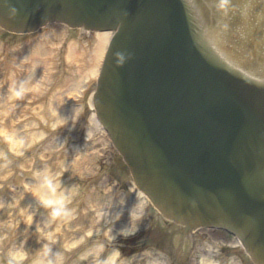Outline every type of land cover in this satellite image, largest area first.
I'll use <instances>...</instances> for the list:
<instances>
[{
  "label": "water",
  "instance_id": "obj_1",
  "mask_svg": "<svg viewBox=\"0 0 264 264\" xmlns=\"http://www.w3.org/2000/svg\"><path fill=\"white\" fill-rule=\"evenodd\" d=\"M24 9L37 11L40 14L37 20L40 22L54 16H66L77 23L83 21L87 25H107L116 30L100 85L103 87L107 81L113 82V76L120 80L121 87L118 85L111 96H104L105 114L113 119L115 105L125 96L126 91H135L136 85L144 87L147 95L153 98L152 102H148L153 113L157 112L161 117L159 119L164 118L167 113H159L157 109H161L165 102L169 113L167 120L175 131L182 134H178L177 140H182L184 136L187 139L183 141L185 145L181 149L185 150L189 143L190 152L186 159L203 165L200 170L192 171L186 166L179 169L177 163L168 160L150 162L139 157L138 166L132 168L138 185L149 192L157 203L159 194L168 201L169 190L179 191V195L183 196L194 185L219 192L225 198L224 202H217L211 191L195 201V210L184 206L190 210L184 216L188 221L187 229L198 221L199 214L215 215L243 239L248 251H252L259 259L262 255L264 260V86L226 72L207 57L192 33L187 5L178 4L175 0H0L1 12H24ZM7 19L8 16L0 14V22H6ZM158 22L167 23L171 31L168 42L164 43L163 52H158L162 46L160 37L163 33L153 34L150 31V23ZM173 45H177L178 50L183 51L196 66L201 65L198 59H203L218 72V86H214L206 95L193 90L191 94L195 97L194 101L188 103L187 99L184 100L188 103L187 107L174 99L166 101L165 92H172V83L166 85L163 72L158 76L160 64L174 68L178 61L179 53ZM168 51L170 55L166 54ZM155 57L159 59L157 65L150 67L147 64L148 68L140 75L138 61L142 60L143 67ZM163 58L167 62L164 63ZM204 69L207 70V67ZM135 75L140 81L129 80ZM176 75L171 73L170 79L176 78ZM178 75L181 76L180 73ZM157 76L161 81L156 80ZM180 79L183 86H188L187 76ZM172 95L170 93L168 98H172ZM138 98L136 96L133 101L129 95L122 102L123 108H133ZM97 102L101 103L100 95ZM171 103L180 105L183 114L176 112L172 105H167ZM198 104H201V113L195 108ZM202 106L205 110H202ZM177 114L179 116L176 119L174 116ZM174 119L183 123L181 129L175 127L174 124L178 122L174 123ZM155 133L148 131L146 137L150 138ZM166 134L163 130L159 132L161 138ZM169 136L177 143L172 134L168 133ZM208 170L218 174L219 181L225 185L224 189H220L218 183H206L204 173ZM172 171H175L174 177ZM176 202H179L176 208L180 213L183 202L180 203L178 199Z\"/></svg>",
  "mask_w": 264,
  "mask_h": 264
},
{
  "label": "bare ground",
  "instance_id": "obj_2",
  "mask_svg": "<svg viewBox=\"0 0 264 264\" xmlns=\"http://www.w3.org/2000/svg\"><path fill=\"white\" fill-rule=\"evenodd\" d=\"M247 2L248 4L257 3L256 0H247ZM235 4V0L225 3V14L234 11L237 8ZM260 4L264 8V0H260ZM242 12L246 16L249 15V10L247 8H243ZM225 19L226 18L222 19L220 25L223 23L231 24L230 21H224ZM25 33H27L26 36H37L38 34L45 35L44 29L40 28H34L31 31H27ZM232 34L234 37L239 35V30L236 26L234 27ZM89 36V38L85 39V42H87V48H82V46H79L74 42L69 44L68 51L66 52V55H64L65 60L67 63L74 64L73 67L74 69L77 68L79 77L71 79L70 86L65 92L61 93V96L58 94V96L55 97V95L52 96L49 95V93L46 94L48 90L47 86H49L51 81L54 82L52 85L57 87V84L63 78V74L60 75L62 62H52L46 58L50 50L42 49V51L39 52L42 53V57H38V53L36 51H32L30 55L33 56L29 57L27 60L28 63L25 64L28 65L26 70L19 69V67H12V72L5 73V76L8 77V81L11 83V87L9 88L10 93H2L0 98V107L4 106L7 96H10L9 99L14 100H16L17 97H29V100H33L31 103L32 105L34 102H36L34 100L36 94H32V89H41V91H45L46 97L39 98V101L32 109L36 116L35 120L32 121V123L26 124V126L31 128L28 138L30 142H37V140L41 139L43 133L42 131L46 130L47 127L59 125L62 121H72L71 117L75 111V108H61L59 98L71 93L72 91L79 90L84 86L85 80H87L92 75L94 76L97 74L106 44L111 36V33L95 32L91 33ZM55 47L56 48L51 50L52 54L55 52L57 54L60 51L57 46ZM6 110L7 109H4V111ZM39 117L41 118V121H39ZM90 120L91 125L94 123L96 126H98L95 118L90 117ZM5 127V124L0 125V132H2V134L0 133V183L4 182L3 184H5V182L8 180L15 181L16 179L20 178L21 174H28V172L33 173L31 176L34 177L31 178V176H29L24 182L25 188L27 187L29 190L27 196H23L20 190L14 189L9 193V200H3L8 205H6L8 211H10L16 217L19 213L18 211L21 212V225L24 228H28V230L31 232L34 228H38L41 231L47 230L49 223H51L53 219L58 218L57 216L60 215L62 211L64 212V216H62L63 219L61 218L62 220L72 217L79 212H88L89 215H92L90 218V226L83 229V231H81L82 233L79 232L78 234L77 232L75 237L70 241L65 238L63 240L64 247H62L63 244L60 245V249H58L56 252L58 254L48 259L42 256L40 258H36V260H29L28 264H58V262H62L63 259H72V247H75L81 243L82 240L87 239L89 235V238L93 237L91 233L99 234L101 231L102 234L105 233V237H101L100 239L96 240H85V245H82L84 249L89 245L90 247H87L85 250L83 249V254L80 252V257H87L88 253H92L94 254L93 257L97 261H100L102 256L107 255L103 249L105 247V243L108 240H111L115 234L130 232L132 229H134L135 226H133V223L125 224L124 221L120 223L118 222L124 218L120 215L121 209L118 205L123 201L122 196H118V200L114 201H111L107 195L102 196V198H99L95 202L92 200V198H90V193L94 190V188L98 189V173L96 172L95 168H92L90 165V151L94 149L91 140L94 139L93 136L95 132L99 133L95 127L88 126V129L86 130V136H84V138L80 141V145L77 148H70L69 154L66 153V147H64L63 139L60 136L55 139L53 138L51 142L43 146L40 151L38 149L30 150L32 148L31 144L30 148L25 147L28 142L25 140V136H23V129L25 126L17 127L16 129L11 127L12 129L9 128L8 131L4 132ZM34 130H36V133L32 132ZM54 131H59V133L62 134L65 130L54 129ZM2 137H4L6 140H9V145L3 141ZM49 140L50 138L48 141ZM99 140L100 138L98 137L97 141ZM24 150H27V152ZM6 152L9 153L11 157L9 155L6 156ZM104 153L105 150L101 149L99 155H103ZM118 157L119 155H117L116 152L112 154L111 157L110 155L107 156V158L110 160L109 166L112 168V170L116 171L117 173H121V166L116 168L113 166V164L116 166L117 162L119 161ZM34 160L42 161V166L34 165ZM13 161L18 162L16 168H14L15 163ZM89 168H92V170L89 171ZM13 169L15 171H19V175L12 174L11 172ZM68 171H70L71 174H68ZM86 172H92L91 178L78 180V177L84 176ZM20 179H22V177ZM85 184H88V186L85 187ZM134 194L137 196L136 193ZM34 198H37L40 202H43V207L53 212L50 222L38 219L36 220L35 218H30V215L26 214L24 205L27 202L29 204V202H31ZM142 202L143 200L130 207L129 213L131 218L137 215L139 210L143 207L141 206ZM2 206L3 205L0 207ZM113 220L114 223L112 227L114 228V232H111L110 230H107V228L109 227V222ZM60 223L62 222L60 221ZM99 223H102V225L100 226ZM31 235H33V233H31ZM10 254L17 258L23 253L21 254L14 248L11 250ZM116 255L117 252L112 251L108 256L105 257V260L108 263H112L115 260ZM201 259L202 262L200 264H213L210 259V251L202 255ZM73 263L77 264V260H75V262L72 260L71 264ZM64 264L67 263L65 262Z\"/></svg>",
  "mask_w": 264,
  "mask_h": 264
},
{
  "label": "rangeland",
  "instance_id": "obj_3",
  "mask_svg": "<svg viewBox=\"0 0 264 264\" xmlns=\"http://www.w3.org/2000/svg\"><path fill=\"white\" fill-rule=\"evenodd\" d=\"M48 38H51V37L48 36ZM45 39L46 38H43L42 40L45 42ZM24 50L27 51V52L30 51L29 46H27L26 48H25V46L17 47L15 49L10 48L8 51L6 50V54H4L6 56L7 53H9L10 60L5 61L4 59L3 60L0 59V88H2V86H3V82H2L3 81V72H1V70H4V68L6 66H8L10 64L11 66L15 65L16 67H23L24 69H26V67L24 66V63L27 62L28 57H26V52L24 53V56L22 57V53H23ZM63 61L65 63H67L66 60H65V57H64ZM68 65H69L67 67L68 75L64 76V80H67L69 78V76H72L74 74V72H75L74 71V67H73L74 64L73 63H69ZM4 105H5V103H4ZM27 205L28 204L24 205L25 206V210H26V214H28V206ZM2 207H3L2 208L3 210H1V212H0V223H1V226H2L3 229L1 228L0 233L7 232L8 230H10L11 232L14 233L15 239L17 238L16 240H17L18 244H23L24 246L29 244L28 241L30 240L31 236L29 234L28 228H24L21 225V222H20V220H21L20 219L21 212L18 211L19 213H18L16 219H14L15 217L14 218H12V217L10 218V216H12V213L10 211H8V209L6 208V205H3ZM68 232L69 231H65V234L68 233ZM36 250L32 249V252L36 253ZM132 263L133 264H138L135 261H132Z\"/></svg>",
  "mask_w": 264,
  "mask_h": 264
}]
</instances>
